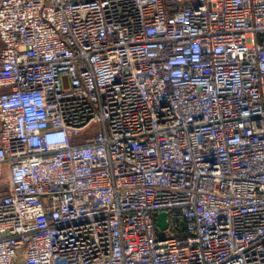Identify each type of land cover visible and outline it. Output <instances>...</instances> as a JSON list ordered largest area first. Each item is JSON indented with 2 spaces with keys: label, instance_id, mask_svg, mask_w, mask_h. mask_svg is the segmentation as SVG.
Wrapping results in <instances>:
<instances>
[{
  "label": "built area",
  "instance_id": "1",
  "mask_svg": "<svg viewBox=\"0 0 264 264\" xmlns=\"http://www.w3.org/2000/svg\"><path fill=\"white\" fill-rule=\"evenodd\" d=\"M0 264H264V0H0Z\"/></svg>",
  "mask_w": 264,
  "mask_h": 264
},
{
  "label": "water",
  "instance_id": "2",
  "mask_svg": "<svg viewBox=\"0 0 264 264\" xmlns=\"http://www.w3.org/2000/svg\"><path fill=\"white\" fill-rule=\"evenodd\" d=\"M157 223L161 229H166L168 227L167 214L160 213L157 218Z\"/></svg>",
  "mask_w": 264,
  "mask_h": 264
},
{
  "label": "rangeland",
  "instance_id": "3",
  "mask_svg": "<svg viewBox=\"0 0 264 264\" xmlns=\"http://www.w3.org/2000/svg\"><path fill=\"white\" fill-rule=\"evenodd\" d=\"M157 233L158 234H164V232H163V230L161 228H158Z\"/></svg>",
  "mask_w": 264,
  "mask_h": 264
}]
</instances>
